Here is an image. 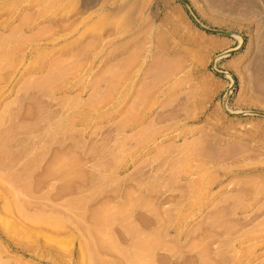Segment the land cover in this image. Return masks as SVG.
Wrapping results in <instances>:
<instances>
[{"label":"rangeland","instance_id":"rangeland-1","mask_svg":"<svg viewBox=\"0 0 264 264\" xmlns=\"http://www.w3.org/2000/svg\"><path fill=\"white\" fill-rule=\"evenodd\" d=\"M0 264H264V0H0Z\"/></svg>","mask_w":264,"mask_h":264},{"label":"bare ground","instance_id":"bare-ground-1","mask_svg":"<svg viewBox=\"0 0 264 264\" xmlns=\"http://www.w3.org/2000/svg\"><path fill=\"white\" fill-rule=\"evenodd\" d=\"M6 201H9V199L8 200H6ZM10 202V201H9ZM87 244V243H86ZM84 248H87V247H84ZM89 248V247H88ZM88 251V250H87ZM90 251V250H89ZM89 251H88V253H89ZM84 252V251H83ZM90 255V254H89ZM89 257V256H88Z\"/></svg>","mask_w":264,"mask_h":264}]
</instances>
